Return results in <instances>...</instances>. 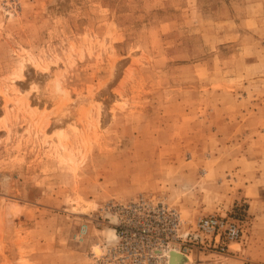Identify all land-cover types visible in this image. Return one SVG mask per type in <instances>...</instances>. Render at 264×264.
<instances>
[{
	"label": "rangeland",
	"instance_id": "obj_1",
	"mask_svg": "<svg viewBox=\"0 0 264 264\" xmlns=\"http://www.w3.org/2000/svg\"><path fill=\"white\" fill-rule=\"evenodd\" d=\"M139 194L264 264V0H0V264H95Z\"/></svg>",
	"mask_w": 264,
	"mask_h": 264
},
{
	"label": "built area",
	"instance_id": "obj_2",
	"mask_svg": "<svg viewBox=\"0 0 264 264\" xmlns=\"http://www.w3.org/2000/svg\"><path fill=\"white\" fill-rule=\"evenodd\" d=\"M101 209L107 214L106 224L114 239L100 246L95 264H169L167 251L176 249L185 254L200 237L183 229L177 210L149 194L109 201ZM194 230L213 236L221 249L241 236L236 220L213 214L198 218Z\"/></svg>",
	"mask_w": 264,
	"mask_h": 264
},
{
	"label": "bare ground",
	"instance_id": "obj_3",
	"mask_svg": "<svg viewBox=\"0 0 264 264\" xmlns=\"http://www.w3.org/2000/svg\"><path fill=\"white\" fill-rule=\"evenodd\" d=\"M113 234L111 233L109 237H111ZM171 250H175V251H167L166 255L168 257V263L170 261V264H179V263H184L185 261H189V257L184 255H181L183 253L179 252L176 249H171ZM177 251V252H176ZM94 252L96 254L100 253V249L99 248H95ZM179 252V253H178ZM181 253V254H180ZM178 262V263H177Z\"/></svg>",
	"mask_w": 264,
	"mask_h": 264
}]
</instances>
